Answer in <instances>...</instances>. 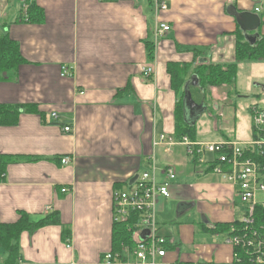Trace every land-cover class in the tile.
<instances>
[{"label":"crops","instance_id":"1","mask_svg":"<svg viewBox=\"0 0 264 264\" xmlns=\"http://www.w3.org/2000/svg\"><path fill=\"white\" fill-rule=\"evenodd\" d=\"M154 1L30 0L40 12L30 22L22 16L20 0L0 1V35L16 42L25 60L16 71L2 74L0 104L34 105L38 112H21L16 126H0V157L7 161L0 180V222L14 223L20 214L32 222L50 214L58 220L20 235L22 260L102 264L103 254L113 247V191L153 168L161 182L157 171L171 166L176 178L168 185L169 195L155 201L158 232L169 241L165 257L157 261H233L234 248L226 243L227 233L213 230L217 224L240 218L243 207L236 197L237 187L198 164L184 145L176 144L166 152L152 143L160 134L176 137L174 110L193 75L199 86L190 85L187 91L195 104L203 106L196 93L201 92L204 74L196 72L204 67H233L230 89H235L240 74L248 73L264 93V54L252 53L259 42L264 47V0L232 4L158 0L168 6L159 16ZM228 6L258 16L260 25L251 34L259 39L253 45L244 40L227 14ZM157 21L171 28L160 39L153 38ZM168 64L183 74L182 87H174ZM62 66L71 68V77H60ZM147 66L153 68L149 77L143 73ZM228 92L214 97L218 119H225L219 107L230 103ZM252 104L251 120L252 111L261 109ZM54 112L56 124L51 119ZM229 119H235V113ZM66 124L72 126L69 135L61 130ZM226 126L221 124V129ZM213 127L219 139L204 142L229 141L246 147L252 140L251 135L241 145L223 136L217 120ZM196 132L195 139L202 140ZM64 157L69 158L66 165L60 163ZM62 188L69 191L62 193ZM164 201L177 203L178 222L194 213L198 221L193 225L205 237L190 240V226L178 225L176 234L174 223L159 221ZM67 230L70 248L62 239Z\"/></svg>","mask_w":264,"mask_h":264},{"label":"built area","instance_id":"2","mask_svg":"<svg viewBox=\"0 0 264 264\" xmlns=\"http://www.w3.org/2000/svg\"><path fill=\"white\" fill-rule=\"evenodd\" d=\"M226 1L227 4H232L235 0ZM20 3L22 16L27 20L30 0H20ZM153 7L158 16L168 10L163 1L155 0ZM258 10L257 8L256 11ZM170 30L167 23L157 21L153 38L160 39ZM143 73L149 77L153 74V68L147 66ZM71 75L69 66L60 68L61 78ZM51 119L57 121V113H52ZM252 126L258 136L246 147L229 141L204 142L191 140L186 136L177 138L165 134L158 135L152 143L153 146H162L166 152H170L176 144L184 145L198 164L209 167L213 173L237 187L236 197L243 209L238 221L229 226L226 236V243L234 248L233 261L230 264H241L244 260L250 264H264V223L257 224L255 215L257 207L264 208V137L261 135L264 134V110L252 111ZM61 130L63 134L69 135L72 126L63 125ZM68 162V157L60 160L62 165ZM157 172L162 176L161 182L158 181L156 170L153 168L149 172L132 177L123 188L113 191V223L127 230L131 244H121L117 251L104 253L102 264H162L157 260L165 257L169 241L158 232V225L155 223V201L160 196L168 197V185L176 178V174L171 166ZM68 191L67 188L61 189L62 193ZM144 231L148 234L144 239H140ZM65 246L70 248V242ZM16 264L39 263L22 260Z\"/></svg>","mask_w":264,"mask_h":264},{"label":"trees","instance_id":"3","mask_svg":"<svg viewBox=\"0 0 264 264\" xmlns=\"http://www.w3.org/2000/svg\"><path fill=\"white\" fill-rule=\"evenodd\" d=\"M40 14L38 9L31 3L27 9V22H30L32 16H37ZM261 41V40H260ZM264 41V39H262ZM259 44L253 48V54H264V47L262 44ZM244 46H247L244 43ZM249 55V54H248ZM25 63L24 58L22 57L19 47L16 42L11 40L7 35H0V81L3 80L2 74L8 71H16L20 65ZM203 67H198V69ZM197 69V70H198ZM205 70L197 71V74H204L203 82H206L211 85H219L221 83L231 84L235 79V69L233 67H226L222 69L218 65H211L204 67ZM167 71L172 77V82L174 87L178 88L183 85V78H181V71H179L174 64H168ZM206 71V72H205ZM202 73V74H201ZM200 78V86L201 79ZM183 94H181V100L176 104L174 110V119H175V130L174 135L176 137L186 136L191 140H195V126H188L183 119V105H182ZM21 112L24 113H38L34 105H3L0 104V126L3 127H12L16 126L18 122V118ZM42 115V113H40ZM58 121V120H57ZM52 123L56 124V121ZM59 125V124H57ZM264 137V134H261ZM258 136L257 131L252 126V140L256 139ZM248 156L249 152L246 153ZM7 164V161H2L0 157V180L3 175L4 165ZM264 164V161H262ZM256 215V223L262 224L264 223V208L257 207L255 210ZM58 220L53 215H48L43 219L32 222L26 214H20L18 220L14 223H1L0 222V250L4 251L6 257L0 264H16L18 261H22L20 255V247L19 240L20 235L23 232H33L39 228L47 226L49 224H56ZM232 224V223H231ZM231 224H217L213 231L215 232H226L228 233L229 226ZM114 230V240H113V251H117L121 244H131V237L127 230L117 224L113 225ZM62 239L64 240V244L70 242V231L67 230L64 232ZM204 264H212V263H204ZM241 264H250L247 261H243Z\"/></svg>","mask_w":264,"mask_h":264},{"label":"rangeland","instance_id":"4","mask_svg":"<svg viewBox=\"0 0 264 264\" xmlns=\"http://www.w3.org/2000/svg\"><path fill=\"white\" fill-rule=\"evenodd\" d=\"M206 72V71H205ZM248 73L240 74L237 80V86L235 89L228 88V84L221 83L219 85H211L208 84L207 81L203 82V78L201 79L202 83V89L199 91L200 93H196V100L198 103L204 102L203 107L205 110L201 113L199 111V117L196 120L198 122L195 125L196 129V135L202 139L200 141H207V140H215L219 139V137H216V130L213 127V123L215 120L218 121V124H220L219 129L222 131L223 136L227 137L228 139L234 140L238 143L245 144L247 141L251 138L252 132H251V114L250 109L253 106L252 103H257V106L264 110V93L261 91V89H257L256 85L257 82H254L251 80V75H247ZM203 76V75H202ZM223 86V88H222ZM262 87V86H261ZM230 89V90H229ZM227 93V100L230 101L227 105H221L219 107V111L224 113L225 119H218V115L216 114L215 105H214V97L217 99L218 96H220V93L223 92L224 96ZM248 92L247 94H245ZM260 95V99H256L252 97L253 95ZM223 97V96H222ZM218 109V108H217ZM235 113V119H229V117ZM225 120V121H224ZM230 120V121H229ZM227 121V122H226ZM221 124H227L226 127H224V130L221 129ZM240 207V206H238ZM176 208L177 203L176 202H165L163 203L161 209L162 211H158V217L159 221L167 223L166 225L175 224L174 226V232L177 234L178 231V225H186L190 226L191 228L190 232V240L194 237V239L200 240L201 238L205 237L204 235H199L197 226H194L193 224H196L195 222L198 221V217L194 215V213L186 215V217L183 220H177L176 217ZM178 222V223H177ZM177 223V224H176ZM173 224V225H174ZM202 241V240H201ZM187 251H189V248L187 245L183 246ZM6 257V254L4 251L0 250V262L3 261V259Z\"/></svg>","mask_w":264,"mask_h":264},{"label":"water","instance_id":"5","mask_svg":"<svg viewBox=\"0 0 264 264\" xmlns=\"http://www.w3.org/2000/svg\"><path fill=\"white\" fill-rule=\"evenodd\" d=\"M226 12L229 16H232L238 25L239 29L243 33L244 40L249 44L253 45L254 42L259 39L256 34H251L255 32L260 25V20L257 15L251 14L248 12H237V10L233 6H228ZM199 86L198 79L196 76H192L190 80L184 85V93L182 99L183 105V119L184 122L188 126H194L196 120L198 119L199 111L201 113L205 110V108L201 105H197L192 100L190 94L187 91L189 86ZM181 208H184L182 204H180ZM178 214L181 213L180 209L177 212ZM148 232L144 231L140 235V239H144L147 236Z\"/></svg>","mask_w":264,"mask_h":264}]
</instances>
